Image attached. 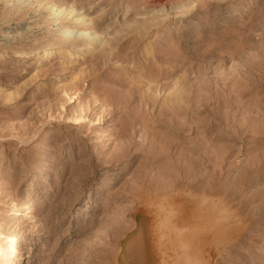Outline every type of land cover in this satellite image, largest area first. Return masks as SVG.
<instances>
[{"label": "rangeland", "instance_id": "1", "mask_svg": "<svg viewBox=\"0 0 264 264\" xmlns=\"http://www.w3.org/2000/svg\"><path fill=\"white\" fill-rule=\"evenodd\" d=\"M7 1L0 264H264V0Z\"/></svg>", "mask_w": 264, "mask_h": 264}, {"label": "bare ground", "instance_id": "2", "mask_svg": "<svg viewBox=\"0 0 264 264\" xmlns=\"http://www.w3.org/2000/svg\"><path fill=\"white\" fill-rule=\"evenodd\" d=\"M9 1V0H8ZM7 1V2H8ZM13 1H15V0H13ZM19 0H17V2H18ZM25 0H22V2H24ZM38 1V0H37ZM36 1V2H37ZM40 1V0H39ZM12 2V1H11ZM31 3H32V1H30ZM41 2V1H40ZM39 2V3H40ZM35 3V2H34ZM45 4L47 5V9H48V11H49V13H47L49 16L51 15V18H49V20H48V22H49V24L50 23H52V22H54V21H56V20H58L62 15H64L65 13V15H67V14H69V13H75V11H77L76 10V8L75 7H73V5L72 6H70V7H65V8H63L62 6H59V5H56L55 3H54V0H46V2H45ZM44 4V5H45ZM37 5V4H36ZM41 6V5H40ZM39 6V7H40ZM46 7V6H45ZM70 15V14H69ZM64 17V16H63ZM66 18V17H65ZM75 21L76 22H80V23H84V21H85V18L83 17V16H81L79 13L77 14H75ZM55 23V22H54ZM87 23V22H86ZM85 23V24H86ZM54 25V24H53ZM84 27V26H83ZM84 30H81V32L79 33L81 36H85V35H88V37H89V39L88 40H85V41H87V45H91V44H93L92 43V40H93V38H95L94 36H92V37H90V35L92 34V33H94V32H90V28L89 27H86V28H83ZM59 30H61L60 31V33L62 34V35H65L64 36V38H62V39H65V38H68L67 36H68V34L70 35V34H72V32H73V30H71L70 28H68L66 25H61L60 26V29ZM76 33H77V31H76ZM90 34V35H89ZM95 35V34H94ZM71 36V35H70ZM69 36V37H70ZM73 36H75V35H73ZM72 38V37H71ZM3 39V38H2ZM84 41V40H83ZM50 44V43H49ZM58 47V46H57ZM87 47H89V46H87ZM92 47V46H91ZM59 48V47H58ZM66 48H68V47H66ZM50 50H51V48H50ZM52 51V50H51ZM55 51V50H54ZM47 56V55H46ZM25 212H26V210H25Z\"/></svg>", "mask_w": 264, "mask_h": 264}]
</instances>
